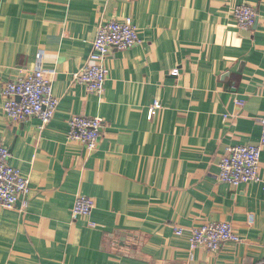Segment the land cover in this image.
<instances>
[{"label":"crops","instance_id":"0c3cea01","mask_svg":"<svg viewBox=\"0 0 264 264\" xmlns=\"http://www.w3.org/2000/svg\"><path fill=\"white\" fill-rule=\"evenodd\" d=\"M244 3L257 15L248 30L232 16ZM123 18L141 42L111 52L104 92L91 94L76 75L94 64L100 26ZM37 68L59 100L46 127L3 108L4 86ZM74 116L101 119L95 151L71 138ZM262 119L264 0H0V146L30 181L0 208V264L261 263L264 188L219 175L229 147L258 144ZM80 195L95 207L74 219ZM212 222L241 241L192 251L193 229Z\"/></svg>","mask_w":264,"mask_h":264},{"label":"built area","instance_id":"2783aa9c","mask_svg":"<svg viewBox=\"0 0 264 264\" xmlns=\"http://www.w3.org/2000/svg\"><path fill=\"white\" fill-rule=\"evenodd\" d=\"M232 16L241 29H250L256 23L255 10L247 4H237L232 8ZM137 26L131 18L109 20L97 31L90 56L94 63L76 75V80L84 84L91 94L101 96L108 78L102 63L112 51H126L140 44ZM178 69L172 72L178 76ZM5 99L4 112L11 121H25L37 118L42 127H46L55 118L59 100L54 96L52 81L41 68L29 73L25 78L7 83L3 88ZM238 106L244 104L237 101ZM161 108L155 102L150 109L151 118ZM71 138L81 141L89 151H95L101 139L102 121L98 117L74 116L70 119ZM261 135L257 145L232 146L226 151L220 163L219 181L235 188L249 183H260L264 188V179L260 175L261 154L264 150V119L260 121ZM10 149L0 146V208L13 210L30 192L29 179L9 161ZM91 198L80 195L72 210V217H89L94 210ZM177 235H181L178 231ZM241 241L230 223L212 222L193 229L191 250L200 247L212 251L219 250L223 244ZM259 264H264L262 261Z\"/></svg>","mask_w":264,"mask_h":264}]
</instances>
